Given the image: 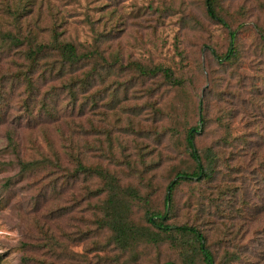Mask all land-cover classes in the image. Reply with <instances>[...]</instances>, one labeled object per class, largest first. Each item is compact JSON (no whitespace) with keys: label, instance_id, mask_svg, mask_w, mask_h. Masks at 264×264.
<instances>
[{"label":"rangeland","instance_id":"374dc122","mask_svg":"<svg viewBox=\"0 0 264 264\" xmlns=\"http://www.w3.org/2000/svg\"><path fill=\"white\" fill-rule=\"evenodd\" d=\"M42 1L46 9L43 6L33 11L21 22L2 19V30L25 36L33 30L38 40L48 41L55 23L59 31L63 30V37L85 57L72 67L66 66L61 76H56L58 67L49 70L57 57L41 59L32 74L37 89L27 110L28 85L23 79L27 63L20 54L26 47H6L0 39V264H43V252L23 244L39 230L40 224L33 222H43L51 230H71L74 223L75 230L93 229L95 205L99 201L87 195V189L96 186L95 177L86 181L80 175L72 192L75 196L67 191L57 197L51 191L55 175H46L42 167L19 173L12 149L7 146V132H11L16 153L23 159L50 157L52 148L65 159L61 133L74 128L75 145L85 162L108 168L121 184L135 185L148 197L151 207L160 209L172 170L190 166L183 131L188 123L196 121L198 97L206 95L205 114L213 120L222 106L217 100L221 89H231L233 84L237 89L241 80L250 84L249 89L264 84V44L256 31V27L264 26V0H219L221 11L233 26L242 23L237 33L240 53L232 65H219L211 58L209 48L225 49L227 34L206 17L203 0ZM157 65L170 67L182 79V85L170 86L161 74L143 76L138 70ZM75 92L76 105L70 109L69 100ZM44 104L49 111L43 109ZM56 111L64 114L61 121L54 122L52 114ZM256 116L251 112L233 117L232 135L249 132L248 140L257 138L249 127ZM222 134L223 129L210 122L197 136L196 145H212L221 155L230 156V151L248 143L233 142L227 148L218 144ZM261 144L253 157L252 143L239 151L244 160L242 176L250 178L247 182L255 186H261L264 176V168L255 164L259 155L264 154ZM49 184L53 199L37 204L35 209L34 195ZM56 184L58 187L59 183ZM214 186L180 185L174 194L171 221L200 223L202 230H211L209 238L214 248L223 234L229 238L231 230H246L247 235L241 238L247 243L256 226L264 224V215L243 229L237 209L242 206L240 198L244 192H235L236 200L228 204L218 199L223 184L219 189ZM58 202L66 203L71 212L52 220L45 218L48 210L60 205ZM74 203L72 210L68 204ZM133 218L143 223L139 207H134ZM105 240V233H99L72 245L70 248L81 253L84 260L75 264H152L177 259L166 244L140 245L126 253L109 245L100 251L96 242Z\"/></svg>","mask_w":264,"mask_h":264},{"label":"trees","instance_id":"16d2710c","mask_svg":"<svg viewBox=\"0 0 264 264\" xmlns=\"http://www.w3.org/2000/svg\"><path fill=\"white\" fill-rule=\"evenodd\" d=\"M43 6L46 9L45 1L42 0H0V39L3 45L26 47L20 51V54L27 63L23 72V79L28 85L25 96L27 110L30 107L28 101L34 96V93L36 94L37 89L34 85L35 81L32 80V74L41 59L57 57L49 70L54 71L58 67L56 76H61L66 66L72 67L85 57V54L79 52L73 42L63 37V30L59 31L58 25L55 23L51 28L48 41L38 40L33 30H28L27 36L21 35L20 32L14 34L6 29L2 30V19L8 18L11 19V22L18 23L30 16L33 11L43 9ZM203 8L206 17L224 28L227 34L225 49L209 48L211 58L219 65L234 64L240 53L237 33L242 23L233 26L230 18L221 11L219 0H203ZM256 31L264 44V26L256 27ZM92 54H89L88 57ZM138 70L143 76H154L159 73L164 83L170 86H181L183 83L182 79L176 76L170 67L157 65L153 68L139 67ZM76 85L77 81L75 80V89ZM249 85L241 80L237 89L234 84L231 89H221L217 100L222 106L213 120L205 114L206 95L198 97L196 121L193 124L188 123L183 131L184 150L191 161L190 166L176 167L172 170L165 185L160 209L151 207L148 197L141 194L140 189L135 185L121 184L118 176L108 168L85 162L78 145H75L74 128H69L67 132L61 133L64 138L62 153H64L65 159L62 158L60 152L54 151L53 148L50 157L23 159L16 153V144L11 132H7V146L12 149L19 173H31L42 167L46 170V175H55L52 180L55 184L51 191L55 192L57 197H61L67 191L74 192L75 183L79 180L80 175L86 181L93 177L97 179L96 186L87 189L89 197L93 196L99 199L95 205L96 213L92 220L93 229L75 230L74 223L71 230H51L45 227L43 222L36 221L33 224L36 226L40 224L39 230H35V233L31 232L32 234L29 235L31 241L23 242V244H30L38 251H42L43 255H40V261L43 264H62L64 261L67 264H75L84 261L82 254L75 252L70 247L93 238L99 233L106 235V240L103 243L96 242V247L101 249L100 251H104L109 245H113L119 253H126L133 252L140 245L156 247L166 244L177 255L176 260L169 259L152 264H264V224L256 226L257 229L250 233L253 240L250 239L247 243L242 242L241 238L243 234L247 235L246 230H231L227 234L229 238H225V234H223L222 238L217 240L214 248L209 238L211 230H202L200 223L171 221L174 213L175 191L180 185L191 183H194V186L214 183L215 189H219L223 184L218 199L228 204L236 200L235 192L239 194L243 191L242 198H240L242 206L237 209L238 219L242 220L241 227L243 229L246 226L250 227L253 222H258L264 215V176L261 186H255L253 182L249 184L247 181L250 178L242 176L244 160L241 159L242 154H239L240 150L248 149L252 143L254 148L250 156L253 157L254 150H257L261 143H263L261 146H264V84L263 86L255 84L250 89ZM63 87L70 89L68 84H64ZM72 96L75 99L71 97L69 100L70 109L76 105V92ZM226 96L231 100L226 101ZM248 103L250 105L246 109ZM46 108V104H44L43 109L49 111ZM251 112L257 116L251 120L249 127H252V130L250 133L257 138L248 140L249 132L233 136L231 132L232 118L239 113L248 115ZM47 115H51V113ZM52 115L54 122L61 121L64 117V114L58 111ZM210 122H215L219 128L223 129L218 144L227 148L232 147L233 142L242 145L248 142L247 145L230 151V156L221 155L212 145L198 147L196 138L204 132ZM255 164L264 168V154L259 155ZM56 183H59L58 187H56ZM50 186L52 185L49 184L39 191L38 195H34L37 198L33 201L35 209L52 198ZM72 195L75 196L74 193ZM58 204L60 205L56 206L55 204L51 210L46 207L48 211L45 213V218L52 220L55 216H63L71 212L68 211V207H65L66 203L58 202ZM68 205L72 210L75 207V203ZM134 207L141 209L142 224L137 223L133 218ZM218 213L216 212L217 215ZM235 240L238 242L236 243Z\"/></svg>","mask_w":264,"mask_h":264}]
</instances>
